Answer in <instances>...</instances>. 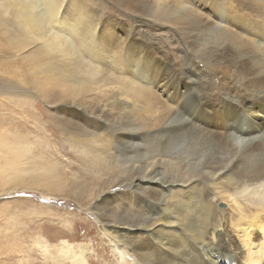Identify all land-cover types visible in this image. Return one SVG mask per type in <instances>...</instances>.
Wrapping results in <instances>:
<instances>
[{"label": "bare ground", "instance_id": "6f19581e", "mask_svg": "<svg viewBox=\"0 0 264 264\" xmlns=\"http://www.w3.org/2000/svg\"><path fill=\"white\" fill-rule=\"evenodd\" d=\"M237 113L264 126V0H0V155L46 117L109 191L90 213L113 264H264V128L227 137Z\"/></svg>", "mask_w": 264, "mask_h": 264}, {"label": "rangeland", "instance_id": "374dc122", "mask_svg": "<svg viewBox=\"0 0 264 264\" xmlns=\"http://www.w3.org/2000/svg\"><path fill=\"white\" fill-rule=\"evenodd\" d=\"M109 12L116 21L123 20L114 10ZM170 36L163 34L157 40L160 49L170 48ZM226 99L223 98L233 106L239 104ZM36 104H40L42 114L48 115L44 105ZM194 107L190 106L188 123L192 121L189 124L202 127V117L209 114V109L199 100ZM251 119L237 113L226 136L248 142L258 132L260 134L255 136L261 138L264 126ZM39 120L40 123L35 124L28 118V126L21 123L18 127L19 140L15 146H19L17 150L28 146L27 153H21L20 158L16 155L17 150L5 157L0 155V264H75L78 259L84 264H113L117 257L112 241L97 223L96 215L90 213L95 202L107 197L109 191L98 188L99 182L87 159L80 156L79 149L63 145L58 136L49 141L53 131L45 128L48 119L40 116ZM256 127H260L259 130ZM25 133L28 137H24ZM186 137L192 140L190 135ZM188 140L179 141L178 154L197 157L199 154L193 147L189 148ZM259 142L257 139L253 145ZM262 155L264 159V150ZM220 190L224 196L227 190ZM217 201L215 206L224 211L226 217L234 214L231 205L221 200V196Z\"/></svg>", "mask_w": 264, "mask_h": 264}]
</instances>
